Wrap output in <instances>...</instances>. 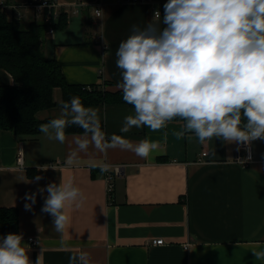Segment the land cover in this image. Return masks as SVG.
<instances>
[{
    "label": "crops",
    "instance_id": "obj_1",
    "mask_svg": "<svg viewBox=\"0 0 264 264\" xmlns=\"http://www.w3.org/2000/svg\"><path fill=\"white\" fill-rule=\"evenodd\" d=\"M59 1L69 10L67 24L46 29L45 55L58 60L70 83L119 90L122 78L115 61L120 42L133 25L143 28L153 20L154 10L166 0ZM75 2H80L79 12L72 11ZM99 4L101 17L94 14ZM14 83L0 67V85ZM53 97L55 104L39 110V119L62 115L60 87ZM89 107L97 109L106 139L116 134L135 145L148 138L160 148L145 160L119 147L102 151L84 131L65 130L61 144L49 138L55 136L51 128L35 136L0 129V207L18 209L19 232L30 245L31 261L41 254L42 264H69L70 256L77 257L75 264H264L252 255L264 251V140L252 142L254 161L243 167L234 161L240 144L215 137L200 143L185 131L183 120H172L159 131L140 127L123 133L124 117L134 114L131 105ZM71 116L68 111L66 118ZM179 131L185 134L177 139L174 132ZM78 140H87L88 148L80 150ZM203 151L207 154L199 160ZM70 153L75 156L68 163ZM104 163L110 169L122 166L111 201ZM51 183L80 190L65 201L68 222L62 234L54 230L53 217L41 212L47 191L36 196L31 211L25 209L31 203L25 194ZM30 237L40 243L34 245ZM158 238L165 243L153 244Z\"/></svg>",
    "mask_w": 264,
    "mask_h": 264
},
{
    "label": "clouds",
    "instance_id": "obj_2",
    "mask_svg": "<svg viewBox=\"0 0 264 264\" xmlns=\"http://www.w3.org/2000/svg\"><path fill=\"white\" fill-rule=\"evenodd\" d=\"M162 7L163 15L155 10L143 28L133 25L116 50L122 78L117 87L134 112L124 117L120 131L140 127L159 131L181 118L185 131L200 143L214 137L245 145L264 140V0H166ZM61 111V116L39 126L44 134L54 129L55 136L49 138L61 144L65 129L74 124L91 133L102 151L119 147L146 160L160 148L148 138L135 145L116 134L106 139L97 109L85 106L78 96L66 101ZM184 134L174 132L177 139ZM77 146L86 150L88 141L78 140ZM74 156L70 153L67 162ZM45 191L41 212L53 217L54 230L62 234L68 222L65 201L80 190L48 184L25 194L31 201L25 209L31 211L36 196ZM29 251L22 233L0 236V264H42L41 254L33 262ZM252 255L264 260V251L253 250ZM76 259L70 256L69 264Z\"/></svg>",
    "mask_w": 264,
    "mask_h": 264
},
{
    "label": "trees",
    "instance_id": "obj_3",
    "mask_svg": "<svg viewBox=\"0 0 264 264\" xmlns=\"http://www.w3.org/2000/svg\"><path fill=\"white\" fill-rule=\"evenodd\" d=\"M67 24V13H61L56 28ZM47 24L32 20L22 25L17 19H9L0 9V67L8 70L15 83L0 85V129L14 131L17 135H38L41 120L37 112L55 104L53 91L60 87L63 105L71 97L78 96L85 106L104 103H126L122 91H111L104 86L70 83L61 64L49 58L43 51ZM173 120H182L175 118ZM246 120L242 118V124ZM102 130L104 125L100 121ZM66 131H83L69 124ZM19 232V211L16 207H0V236Z\"/></svg>",
    "mask_w": 264,
    "mask_h": 264
},
{
    "label": "built area",
    "instance_id": "obj_4",
    "mask_svg": "<svg viewBox=\"0 0 264 264\" xmlns=\"http://www.w3.org/2000/svg\"><path fill=\"white\" fill-rule=\"evenodd\" d=\"M163 6V5H162ZM156 7L155 10L159 9L161 14L163 7ZM73 10L79 12L80 2H75L73 5ZM0 9L5 11L9 19L24 20L26 18H32L33 20H38L47 24L48 31L52 32L56 29L55 24L58 22L59 17L62 12L69 10L62 9V3L59 0H26L24 2H16L10 0H0ZM154 10V11H155ZM94 14L97 17L102 16V6L99 4L94 8ZM90 88L91 85H86ZM207 154L203 151L199 160H203V157ZM18 160H22L19 156ZM234 161L239 163L241 166L246 167L254 161L253 158V146L240 144L236 150ZM107 166V170H104ZM102 169L105 172L106 179V193L108 200L114 199V190L116 187V177L121 173L122 166L116 165L113 169H110L108 163L102 164ZM30 242L34 245H38L40 242L34 237L29 238ZM153 244L161 245L164 244L163 238L154 239Z\"/></svg>",
    "mask_w": 264,
    "mask_h": 264
},
{
    "label": "rangeland",
    "instance_id": "obj_5",
    "mask_svg": "<svg viewBox=\"0 0 264 264\" xmlns=\"http://www.w3.org/2000/svg\"><path fill=\"white\" fill-rule=\"evenodd\" d=\"M29 20L32 21L33 19H32V18L26 19V23L24 22V20H18V21H20V23L24 26V25H27V24H28V21H29ZM31 21H30V22H31Z\"/></svg>",
    "mask_w": 264,
    "mask_h": 264
}]
</instances>
